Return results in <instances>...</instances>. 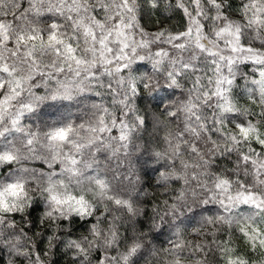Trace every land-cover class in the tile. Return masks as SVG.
<instances>
[{
  "label": "snow or ice",
  "instance_id": "snow-or-ice-1",
  "mask_svg": "<svg viewBox=\"0 0 264 264\" xmlns=\"http://www.w3.org/2000/svg\"><path fill=\"white\" fill-rule=\"evenodd\" d=\"M57 253L264 264V0H0V264Z\"/></svg>",
  "mask_w": 264,
  "mask_h": 264
},
{
  "label": "trees",
  "instance_id": "trees-1",
  "mask_svg": "<svg viewBox=\"0 0 264 264\" xmlns=\"http://www.w3.org/2000/svg\"><path fill=\"white\" fill-rule=\"evenodd\" d=\"M143 24L149 31H155L158 27L162 26L178 27L181 24V18L178 16L176 19L169 21L162 16L153 15L150 19L146 18ZM161 239L163 240V238ZM54 261L55 264H71L70 258L61 253H57L54 257Z\"/></svg>",
  "mask_w": 264,
  "mask_h": 264
}]
</instances>
